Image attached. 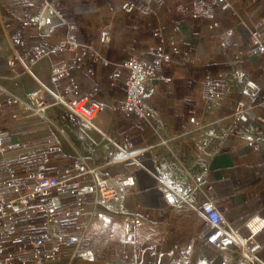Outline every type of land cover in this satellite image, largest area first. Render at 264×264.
I'll list each match as a JSON object with an SVG mask.
<instances>
[{
	"label": "crops",
	"instance_id": "crops-1",
	"mask_svg": "<svg viewBox=\"0 0 264 264\" xmlns=\"http://www.w3.org/2000/svg\"><path fill=\"white\" fill-rule=\"evenodd\" d=\"M52 1L58 2L62 16L78 27L79 37L91 41L113 64L131 56L151 61L158 42L153 34L157 28L165 37L175 36L176 50L169 49L161 64L162 74L169 79L149 85L145 116L125 115L115 103L125 93L126 69L118 66L119 75L112 79L113 66L85 57V68L72 67L70 73L80 92L91 101L101 102L103 109L87 124L60 105L46 108L44 118L37 122L27 121L17 100L38 89L53 92L51 66L72 53H52L30 62L39 34L29 17L42 0H0V133L7 146L0 155V197L9 201L17 194L2 181L7 172L16 176L23 190L39 165L44 164L45 175L72 178L73 163L82 159L105 176L130 173L136 183L123 194L118 212L100 209L93 216L83 244L88 257L75 264H124L126 249L152 243L161 231L177 225L187 226L188 232L204 244L205 264H264V228L255 235L260 248L250 262L228 232L218 246L207 242V222L200 212L201 204L211 200L241 236L249 234L244 226L249 216L264 217L263 62L260 55L253 54L230 58L229 63L228 56L237 55L248 42L238 17L230 9L223 12L224 25L234 30L233 44L223 50L218 43L221 27H210L205 17L193 18L189 12L192 0L153 1L149 14L117 9L126 0ZM229 2L238 16L245 18L248 28H253L247 18L250 10L264 29V0ZM173 5H181L183 12H176ZM214 10L219 13V6ZM19 19L25 22L27 58H16L7 68ZM105 27L110 40L101 44L99 32ZM64 34L65 26H57L46 37L47 44L57 43ZM184 51L188 53L186 62L179 58ZM219 73L223 94L205 99L198 79ZM247 79L257 86L252 97ZM237 102L249 105L243 122L234 117ZM125 142L131 144L126 156L122 155ZM49 196L58 199L49 221L38 208H31L27 217L14 213L13 227H8L7 216H0V227L4 228L2 264H36L37 254L44 259L43 264H67L71 248L66 235L86 215H65L77 209L75 195L52 188ZM91 201L90 193L81 195L86 210ZM8 212L6 204L3 213ZM43 234L35 247L33 238Z\"/></svg>",
	"mask_w": 264,
	"mask_h": 264
},
{
	"label": "built area",
	"instance_id": "built-area-1",
	"mask_svg": "<svg viewBox=\"0 0 264 264\" xmlns=\"http://www.w3.org/2000/svg\"><path fill=\"white\" fill-rule=\"evenodd\" d=\"M13 2H22L25 0H12ZM159 4L165 3V0H140L138 2L126 0L122 2L117 9L125 12L138 10L139 12L149 14L153 12L151 2ZM218 5L220 12L214 10V6ZM172 9L176 12H183L181 5H173ZM230 9L232 14L238 17V24L245 28L248 42L242 45L237 55L228 56L230 58H242L249 55H260L263 62L264 72V29L259 27V21L256 20L254 14L247 12V18L253 23V28H248L245 18L238 16L237 12L232 8L229 0H192L190 4V15L193 18L205 17L209 20L210 27H221L218 33L219 46L225 50L233 44L234 30L232 26H225V16L223 12ZM29 22L34 25L35 30L39 34L37 43L32 46L29 61L33 62L37 58L49 54H62L66 51L72 55L62 58L60 61L52 64L50 71V80L55 86L53 92H47L42 89L30 92L26 99L17 100L26 112L27 121L37 122L44 118V110L49 107L63 106L74 117L84 121L86 124L90 122L95 114L100 112L104 105L101 102L91 101L88 96L83 95L79 90V85L70 73L72 67L84 69L83 60L90 57L99 61L104 66H113L110 74L112 79L119 75L118 66L126 69V78L124 81V96L115 103L116 109L125 115L145 116L146 107L144 98L151 82L159 80H168L162 74L161 64L163 58L167 55L168 50H176L173 45L175 36L165 37L159 28L155 29L153 34L158 38V42L153 49L154 57L151 61H146L137 56H131L124 60L121 64H113L106 59L98 49L94 48L91 41H84L79 37L78 27L68 18L62 16L58 2L52 0H42L40 6L30 15ZM24 20L19 19L15 25V31L12 34V53L6 60V67L9 68L14 64L16 58H27L28 45L23 30ZM59 25L65 26V34L63 38L55 44L49 45L46 37L49 36L54 28ZM99 40L101 44H107L110 40L108 28L105 27L99 32ZM180 60L188 61V53L181 52ZM90 73L89 69H85ZM246 86L250 89L252 97L257 89L255 82L250 79L245 80ZM198 85L205 99L219 97L223 94L224 83L222 74H206L198 79ZM3 88L0 86V90ZM20 100V101H19ZM246 102H237L234 107V117L243 122L247 119L245 111L248 108ZM264 131V124L262 125ZM253 141V140H252ZM129 142L123 144L122 155L126 156L131 150ZM7 149L3 142V136L0 133V155ZM39 171L33 179L25 186L23 190L19 189V183L15 175L7 172L3 178V183L12 188L17 194L16 196L5 201L0 197V216H7L8 227H13L14 219L12 215L16 212H22L26 217L31 208L44 210L46 221L52 219L55 207L49 196L50 190L56 188L59 192H68L76 197L77 209L65 212V215H74L80 217L86 215V219L78 223L74 230L66 235V243L70 246V257L67 264H75L78 260L88 257V250L83 244L86 239L87 228L90 220L102 210L107 213H115L120 209L121 198L123 194L131 190L135 186V178L130 173H122L112 176L102 175L97 168L90 166L84 160H77L73 163L72 178H58L56 176L45 175L42 170L44 164L39 165ZM90 193L92 201L89 208L81 205V195ZM32 200L36 202L30 204ZM8 204L10 212L4 214L5 205ZM85 211V212H84ZM200 212L207 222L208 233L207 242L213 245H219V240L225 233H229L236 242V246L243 256L250 262L254 261V256L260 248V244L255 241V235L264 228V217L258 214L249 216L244 221V226L248 229L247 236H241L233 230L223 214L217 209L211 200L204 201L200 206ZM70 213V214H69ZM58 214H61L58 212ZM4 228L0 227V253L2 248V237ZM44 234L40 235L36 240L33 238V244L36 247L40 243V239L44 238ZM36 264H43V258L36 255ZM0 264L2 261L0 259Z\"/></svg>",
	"mask_w": 264,
	"mask_h": 264
},
{
	"label": "rangeland",
	"instance_id": "rangeland-1",
	"mask_svg": "<svg viewBox=\"0 0 264 264\" xmlns=\"http://www.w3.org/2000/svg\"><path fill=\"white\" fill-rule=\"evenodd\" d=\"M204 244L187 226L164 229L149 244L126 249L124 264H205Z\"/></svg>",
	"mask_w": 264,
	"mask_h": 264
},
{
	"label": "water",
	"instance_id": "water-1",
	"mask_svg": "<svg viewBox=\"0 0 264 264\" xmlns=\"http://www.w3.org/2000/svg\"><path fill=\"white\" fill-rule=\"evenodd\" d=\"M51 200H52L53 206L56 207L58 199L56 197H54Z\"/></svg>",
	"mask_w": 264,
	"mask_h": 264
}]
</instances>
